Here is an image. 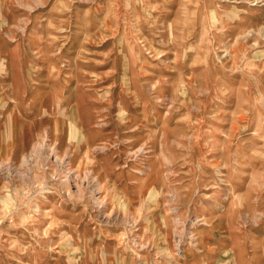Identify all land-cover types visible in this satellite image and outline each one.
Listing matches in <instances>:
<instances>
[{"label":"rangeland","instance_id":"374dc122","mask_svg":"<svg viewBox=\"0 0 264 264\" xmlns=\"http://www.w3.org/2000/svg\"><path fill=\"white\" fill-rule=\"evenodd\" d=\"M202 248L264 264V0H0V264Z\"/></svg>","mask_w":264,"mask_h":264},{"label":"crops","instance_id":"0c3cea01","mask_svg":"<svg viewBox=\"0 0 264 264\" xmlns=\"http://www.w3.org/2000/svg\"><path fill=\"white\" fill-rule=\"evenodd\" d=\"M227 261H229L228 249L220 248L219 251L215 249L212 252L210 249L202 248L198 251L185 250L179 262H176L171 256H167L164 259L150 262V264H227Z\"/></svg>","mask_w":264,"mask_h":264}]
</instances>
